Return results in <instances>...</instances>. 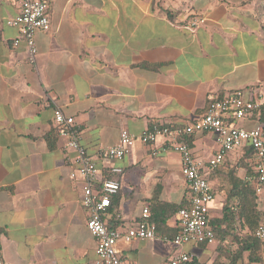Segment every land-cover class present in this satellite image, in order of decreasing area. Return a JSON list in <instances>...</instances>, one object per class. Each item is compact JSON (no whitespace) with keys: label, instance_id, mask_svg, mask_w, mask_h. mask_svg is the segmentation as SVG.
Segmentation results:
<instances>
[{"label":"crops","instance_id":"1","mask_svg":"<svg viewBox=\"0 0 264 264\" xmlns=\"http://www.w3.org/2000/svg\"><path fill=\"white\" fill-rule=\"evenodd\" d=\"M17 14L15 0H0V264H96L83 181L70 177L77 153L58 136L56 107L74 118L98 188L119 185L104 214L108 228L134 226L145 207L165 219L166 231L153 240L117 244L123 264H169L181 253L188 264H264L263 242L258 262L244 250L258 226L237 217L244 203L264 214L248 147L208 176L214 242L182 246L163 239L176 235L177 212L189 205L181 154L164 139L152 146L137 139L122 160L97 157L123 130L140 138L156 125L192 123L213 99L235 92L262 94L264 106V0H49L51 30L35 34L34 66L7 24ZM258 124L240 123L247 130ZM186 141L203 169L219 149L215 133ZM246 186L254 194L241 199ZM226 205L234 221L223 220Z\"/></svg>","mask_w":264,"mask_h":264},{"label":"built area","instance_id":"2","mask_svg":"<svg viewBox=\"0 0 264 264\" xmlns=\"http://www.w3.org/2000/svg\"><path fill=\"white\" fill-rule=\"evenodd\" d=\"M15 1L18 14L9 19L7 24L19 31L20 38L28 47V62L34 66L38 56L35 34L48 33L51 30L49 0ZM14 45L17 46L18 41ZM262 107V94H257L254 99H246L243 93L235 92L222 99H213L207 111L192 123L181 126L156 125L145 131L140 138L123 130L118 142L100 149L97 157L100 160H122L137 139L149 146L158 139H164L167 148L174 149L182 156L183 174L187 179L190 198L189 205L177 212V234L173 239L167 236H163V239L176 246L212 243L215 233L209 227V205L214 199V192L208 176L224 163L226 156L246 147L251 148L256 173L255 193L259 195L264 189V125L259 123L250 130L240 125L245 120L254 119ZM54 127L58 136L64 140V149H72L77 153L78 168L70 177L72 180L80 178L83 181L82 205L88 212L86 227L97 242L96 264H123L116 248L119 242L129 245L134 241L153 240L156 237L157 226L152 222L150 209L145 207L135 225L126 230L109 229L104 214L111 205L110 194L119 189L118 183L107 181L98 188V169L81 144L75 120L64 114L59 107L54 109ZM194 133H215L218 137L219 149L205 169L193 157L186 141ZM113 172H121V169L114 168ZM253 236L264 243V222L258 225ZM261 254L264 259V245ZM190 261L188 254L181 253L171 259L169 264H188Z\"/></svg>","mask_w":264,"mask_h":264},{"label":"trees","instance_id":"3","mask_svg":"<svg viewBox=\"0 0 264 264\" xmlns=\"http://www.w3.org/2000/svg\"><path fill=\"white\" fill-rule=\"evenodd\" d=\"M254 118L256 120H258V123L264 125V106L262 107L260 113H256L255 114ZM249 149L251 150V148H249ZM246 191L248 192V195L250 197L253 196L254 193L252 191H250V189H247V186H246V187L239 188V190H238V195L241 197V199H243V198L245 199V198L249 197V196H246L247 194H244ZM172 213H175V211H173ZM237 217H238V219H244L245 223H247L251 227H256L260 223L264 222V214L260 216V214L257 211V208L255 207V205L250 204V203L248 205L245 204V203L241 204L240 212H239V215ZM234 219L235 218H234V215H233L232 206L226 205V207L224 209L223 220H225V221H234ZM152 222L156 224L158 231H166V229H165V219L164 218H161V217H159L157 215H154L152 217ZM109 228H111V227H109ZM174 237L175 236H173L172 239ZM252 242H253V244L251 246H249V247L248 246L244 247V250L248 249V250L252 251V253L254 252L252 254L254 256V258H252V260L258 262V261H260L259 260V256L255 257L254 254H257L255 249L256 248L257 249L260 248V242L257 241L255 238L252 240ZM242 251H243V249H242ZM258 252H260V249H258Z\"/></svg>","mask_w":264,"mask_h":264}]
</instances>
